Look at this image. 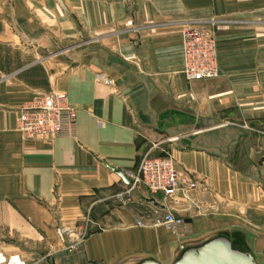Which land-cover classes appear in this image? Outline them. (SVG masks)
I'll return each mask as SVG.
<instances>
[{
	"label": "crops",
	"instance_id": "1",
	"mask_svg": "<svg viewBox=\"0 0 264 264\" xmlns=\"http://www.w3.org/2000/svg\"><path fill=\"white\" fill-rule=\"evenodd\" d=\"M193 24L214 34L215 78L184 77ZM49 91L75 134L24 138L20 107ZM148 151L199 182L168 207L175 231L135 224L161 217V193L112 198ZM87 219L68 248L60 228ZM219 234L264 264V0H0V264L170 263Z\"/></svg>",
	"mask_w": 264,
	"mask_h": 264
},
{
	"label": "built area",
	"instance_id": "2",
	"mask_svg": "<svg viewBox=\"0 0 264 264\" xmlns=\"http://www.w3.org/2000/svg\"><path fill=\"white\" fill-rule=\"evenodd\" d=\"M182 34L183 74L186 80L212 79L220 74L217 62L216 41L213 32L204 24L184 26ZM106 84L111 79L98 75ZM76 109L70 105L63 93L49 91L37 95L23 104L19 109L17 129L26 139L49 138L59 136H73L76 129ZM242 128L252 130L251 126L243 122ZM128 184L116 192L112 198L119 205H125L132 200V195L140 186H144L150 193H161V208H165L160 218H151L148 214L135 218L136 225L161 223L167 229L175 230L182 220L176 217L169 206H176L188 202L191 194L199 189V182L188 173L179 172L167 154L152 156L145 152L139 158L135 169L125 173ZM88 219L78 232L77 228L61 227L63 234L76 236L69 241L68 248L79 244L88 234Z\"/></svg>",
	"mask_w": 264,
	"mask_h": 264
},
{
	"label": "water",
	"instance_id": "3",
	"mask_svg": "<svg viewBox=\"0 0 264 264\" xmlns=\"http://www.w3.org/2000/svg\"><path fill=\"white\" fill-rule=\"evenodd\" d=\"M134 264H259L253 255L246 250L232 245L222 234L213 236L201 243L189 245L181 249L177 257L170 263H162L147 257Z\"/></svg>",
	"mask_w": 264,
	"mask_h": 264
},
{
	"label": "rangeland",
	"instance_id": "4",
	"mask_svg": "<svg viewBox=\"0 0 264 264\" xmlns=\"http://www.w3.org/2000/svg\"><path fill=\"white\" fill-rule=\"evenodd\" d=\"M152 218V217H151ZM155 219V218H154ZM151 223H149V224H146V225H150ZM180 226V224L176 227V229L175 230H177V228ZM170 230V229H169ZM175 230H173V231H175ZM170 231H172V230H170ZM198 243H201V242H203V241H201V242H199V241H197ZM198 243H196V244H198ZM194 245V244H193Z\"/></svg>",
	"mask_w": 264,
	"mask_h": 264
},
{
	"label": "trees",
	"instance_id": "5",
	"mask_svg": "<svg viewBox=\"0 0 264 264\" xmlns=\"http://www.w3.org/2000/svg\"><path fill=\"white\" fill-rule=\"evenodd\" d=\"M233 245V244H232ZM234 246V245H233Z\"/></svg>",
	"mask_w": 264,
	"mask_h": 264
}]
</instances>
